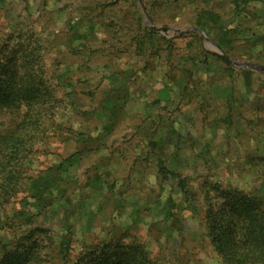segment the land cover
I'll return each mask as SVG.
<instances>
[{
    "label": "rangeland",
    "instance_id": "374dc122",
    "mask_svg": "<svg viewBox=\"0 0 264 264\" xmlns=\"http://www.w3.org/2000/svg\"><path fill=\"white\" fill-rule=\"evenodd\" d=\"M142 4L0 0V264H264V77L193 31L264 67V0Z\"/></svg>",
    "mask_w": 264,
    "mask_h": 264
},
{
    "label": "crops",
    "instance_id": "0c3cea01",
    "mask_svg": "<svg viewBox=\"0 0 264 264\" xmlns=\"http://www.w3.org/2000/svg\"><path fill=\"white\" fill-rule=\"evenodd\" d=\"M229 67V66H228ZM233 68V67H231ZM241 71V70H240ZM241 72H246V74H249L251 71H241ZM245 74V73H244ZM235 75L234 77H230L228 75H225V73L223 72H220V77L218 78V81H215L212 83V85L210 86V89H208V91L206 92V99L208 101V104H210L212 106V108H224L225 109V112L228 114H231L233 111L230 109L231 106L233 107H237V104H236V95H237V92H239L236 88H235V81H236V78L238 77H245L247 75H239L237 76ZM222 78L226 81L225 83H229V91H228V95H227V100H225L224 102H221L220 98H219V95H217V90H220L221 89V82L220 80H222ZM253 93H251V88L249 87L248 88V97L251 98V97H254L256 96L254 94V92L256 93V90L253 89ZM258 96V95H257ZM250 101V100H248ZM245 103V101H244ZM230 105V106H229ZM246 106L247 105V102L246 104H243V106ZM194 151H192V153H190L192 156H194V154H197L199 152V150H197L196 148L193 149ZM172 158V161L178 163L179 161L182 160V156L178 153H173V155L171 156ZM189 158V156H188ZM192 158V157H190ZM189 158V159H190ZM151 212V211H149ZM140 215H138L137 217H139Z\"/></svg>",
    "mask_w": 264,
    "mask_h": 264
},
{
    "label": "water",
    "instance_id": "95a60500",
    "mask_svg": "<svg viewBox=\"0 0 264 264\" xmlns=\"http://www.w3.org/2000/svg\"><path fill=\"white\" fill-rule=\"evenodd\" d=\"M139 6L142 8V10L144 11L145 15H146V11L144 9V6L142 4V0H137ZM146 18L148 19L147 15H146ZM150 25H151V28L153 30L154 27L152 26V23L150 22V20L148 19ZM156 31V30H155ZM194 32L198 33L200 35V37L202 38L203 41H205V48L206 49H216L219 53L217 54V56L221 59V61H223L227 66L229 67H233V68H236L238 70H241V71H251V72H256V73H259L260 75H262L264 77V67H261V66H257V65H254V64H249V63H241V62H236V61H232L230 59H228L227 57H225L221 51L219 50V48L213 43L211 42L208 38H206L204 36V34L202 32H200L199 30H193Z\"/></svg>",
    "mask_w": 264,
    "mask_h": 264
},
{
    "label": "trees",
    "instance_id": "16d2710c",
    "mask_svg": "<svg viewBox=\"0 0 264 264\" xmlns=\"http://www.w3.org/2000/svg\"><path fill=\"white\" fill-rule=\"evenodd\" d=\"M8 97H6L5 95H0V103H3L2 100H7ZM222 239V238H221Z\"/></svg>",
    "mask_w": 264,
    "mask_h": 264
}]
</instances>
